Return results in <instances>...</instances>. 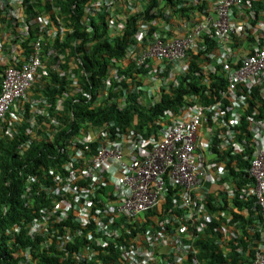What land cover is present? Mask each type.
I'll return each instance as SVG.
<instances>
[{"label":"trees","instance_id":"obj_1","mask_svg":"<svg viewBox=\"0 0 264 264\" xmlns=\"http://www.w3.org/2000/svg\"><path fill=\"white\" fill-rule=\"evenodd\" d=\"M212 5L211 0H25L28 31L4 23L15 40L3 51L9 58L0 64V86L4 70L19 68L41 35L43 69L27 101L17 102L15 114L0 120V264H129V251L152 244L150 237L162 224L172 236L185 223L190 211L182 207L184 191L167 179L165 204L135 223L119 218L112 211L118 199L109 195L116 194L119 174L112 166L91 170L88 162L108 142L124 151L132 149L133 158L142 157L186 107L218 110L220 104L226 110L231 102L220 99L226 78L222 66L212 63L221 50L211 33L202 34L184 57L171 62L148 57L139 65L137 57L151 48L149 40L167 44L184 38L197 24L199 11L207 14ZM246 9L244 0L233 14L245 17ZM252 10L258 18L251 19L253 26L235 35L231 44L235 68L255 53L253 45L262 47L264 42L258 24L264 6ZM37 17L44 19L41 26L36 25ZM8 18L0 17L2 23ZM50 30H57L58 36H49ZM144 31L147 36L139 39ZM14 51L19 54L13 56ZM161 62L167 64L163 71ZM217 110L202 117L195 147L200 157L210 155L203 167L212 166L217 174V183L213 178L204 183L207 210L255 209L257 204L246 207L240 200V169L249 168L250 162L234 166L226 151L234 140L243 142L248 129L238 128L234 136L226 132V117ZM247 110L264 118V90L253 91ZM66 185L71 192L57 197V190ZM78 195L79 205L73 202ZM106 198L111 200L107 203ZM99 222L103 228L96 225ZM243 222L248 221L234 216L229 222L220 218L201 225L196 254L188 237L194 227L189 224L188 233L171 246L155 247L153 262L180 264L167 256L181 249L188 259L181 264H251L264 244V227L254 237L246 233L241 238L237 228ZM31 227L39 230L31 234ZM85 247L92 252L83 253Z\"/></svg>","mask_w":264,"mask_h":264},{"label":"built area","instance_id":"obj_2","mask_svg":"<svg viewBox=\"0 0 264 264\" xmlns=\"http://www.w3.org/2000/svg\"><path fill=\"white\" fill-rule=\"evenodd\" d=\"M242 3V0H216L213 8L214 16L207 17L204 22L187 33L184 38L167 44L149 40L152 46L143 55H138V57L140 56L138 64L142 65L148 57H163L170 62L177 60L185 56L186 51L195 45L202 34L211 33L212 40L216 42L221 50V57H215L212 63L216 62V65L222 66L223 71L221 73L226 75L228 81V93L235 98L234 107L247 108L254 89L264 90V42L262 47L256 44L253 45L255 53L244 61L242 67L235 68L231 63L232 59L230 57L233 54L231 44L235 40V35L247 30L248 27L245 26L246 23H249V19L258 18L254 11L247 14L246 19L242 14L234 18L232 15L233 9L241 6ZM25 10V0H0V17H10L8 21L3 23L0 19V64L9 58L3 52L6 46L11 45L15 40L14 31L10 29V32H6L8 29L4 30V23L18 24L23 31H28ZM36 22L37 26H41L44 19L37 17ZM258 24L262 27L261 30H264L263 17L259 19ZM2 31L5 34L9 33L8 36L11 38L2 35ZM49 36H58L57 30H50ZM146 36L147 34L144 31L142 36L139 35V39H144ZM42 46L43 36L41 35L31 44L32 51L19 68L10 67L2 73L0 120L6 118L8 112L17 102L27 101L35 84V78L43 69ZM17 54L19 53L15 51L12 53L13 56ZM206 111H210V109L199 106L183 111L180 119L165 129L164 137L160 141L154 140L153 149L143 150L140 158H133L132 149L124 151L121 145L108 142L102 147L98 156L88 162L91 170L97 167L103 169L104 166H112L113 173L119 174L114 182L116 194H109L112 195L113 200L118 199L113 202L112 211L119 218H127L133 223L136 220H141V214L166 203L163 197L166 193V179L184 191L182 207L190 211L185 223L180 225L178 231L171 233L172 236H169L165 228L166 225L162 224L160 227L162 230L151 235L150 240L153 242L148 248L141 249V251H129L127 254L130 259L129 264H154V248L157 245H172L176 240H179L178 236L188 233L187 225L190 224L191 227H194V230L196 228L202 231L201 225L205 226L212 223L219 217L226 218L227 214L224 211L211 213L207 210L204 202V183H207L211 178H213L212 182L217 183V174H214L216 173L215 169L211 165L210 170L203 167L206 166L209 158L204 157V155L200 157L199 152L195 150L198 128ZM241 117V112H233L232 119L229 121L230 124L240 123ZM248 121L252 131L251 143L255 145L258 152L253 158L250 170L251 177L255 181L254 188L245 192V196L257 200L264 216V121L257 122L251 117ZM240 150L241 148L236 146L235 153H241ZM219 175L223 176V173H219ZM94 191H97V189ZM70 192L71 187L66 185L64 188L57 190L56 196L64 198L65 193ZM86 199L88 201L89 197L86 196ZM80 200L81 196L78 195L75 196L73 202L79 205ZM110 200V198H106L105 202L108 203ZM56 209L60 210L61 208L57 207ZM82 213L85 223H88L85 208ZM96 225L103 228L102 222ZM35 230L36 227H33L31 232ZM181 246L185 245L181 243ZM82 252L91 253L92 248L85 247ZM252 264H264V244L260 245V248L256 251Z\"/></svg>","mask_w":264,"mask_h":264},{"label":"clouds","instance_id":"obj_3","mask_svg":"<svg viewBox=\"0 0 264 264\" xmlns=\"http://www.w3.org/2000/svg\"><path fill=\"white\" fill-rule=\"evenodd\" d=\"M191 1L194 4H197V0H191ZM199 1H203V0H199ZM211 1L213 2V5H212L211 9L206 12L207 14H205V9H203V11H199L200 14L196 17L197 24L195 25V27L199 26L202 22H204L207 17H210L211 15L214 16L213 15L214 14L213 8L215 7L216 0H211ZM242 2H244V0H242ZM246 5H247V9H246L247 12H245V16L247 14H249L251 11H254L252 9H254L255 7H257V6H264V0H246ZM242 6H243V3H242L241 6L235 7L233 9V11L236 8H241ZM232 15H233L234 18H236L238 16V15L235 16L233 14V12H232ZM256 18L257 17H255L254 19H256ZM245 19H246V17H245ZM254 19H252V20H254ZM246 24L247 25L245 27L253 26L251 24V19H249V23H246ZM195 27H193L191 29H188V33L192 29H194ZM131 54H133V47L131 49ZM139 55H140V53H139ZM160 64L162 65L161 66V71H163L166 68L167 64H166V62H161ZM223 75H225V74H223ZM225 78H226V75H225ZM221 94H223V95L220 96V99L225 100V101H228V102H231L228 106H226V110H224L220 106V104L218 105L219 106L218 107V110H217V107L205 108L203 106L196 105V104L193 105V107H195V106L198 107L199 106V107H202L204 109H210V111H212L214 109L217 110L218 115H220L222 117H226V121H225L224 127L226 126V128L228 129V131H226V132L230 133L233 136L235 135V130L238 129V128H239L238 130H242L243 127L246 126L247 129H248V131H244L243 132V135H244L243 142L242 141H239V140H234L233 143H232V149L231 150H226V151L229 153L227 159L229 160V159L232 158L231 161L234 159V163H233L234 166H238V162H241V165L245 164L246 161L250 162V167L249 168L243 167V168L240 169L241 175L239 176L238 181L241 180L242 183H243V192H242V196L240 197V200H241V202H244L245 204H247L246 207H251V206H254L256 204H257V207L255 209H252V210L246 209L247 211H243L242 209L240 210V209H237L236 207H233L232 210H231V212L229 211L230 209L228 211L227 210L224 211L227 214L226 218H223V217H220V218H221V220H224L225 222H229L231 219L234 218V216L243 217V219H246L248 222H243L244 224L243 223L239 224V228H237V232L239 233V236L242 238L247 233L249 236L254 237L255 234H257L258 232H260V231L263 230L264 224L262 223V220H261V217L263 216V211H262V208L258 205L257 200L255 198H248V197L245 196V192H248L249 189L251 190L252 188H254L253 185L255 184V181L251 177L250 170H251V163L253 161V158L256 156V154L258 152V150L256 149L255 145H253L251 143V139H252L251 132L252 131H251V127H249V121H248V119H249V117H251V118L255 119V121L260 122V121H264V118L262 117V115L260 116V112H258V113L252 112V113L249 114V111L247 110L246 107H244V108L243 107H236V106L234 107L233 104H234L235 98L232 97V96H230L229 93H228V81H227V79H226V87L224 89V92H222ZM249 102H251V100ZM193 107H186L185 109H183L181 111L179 117L176 120H174L173 123L176 122V121H178L180 119L183 111H185L188 108H193ZM16 108H17L16 105L13 106L8 113H11L12 112V114H15L14 110H12V109H16ZM254 109H256V108H254ZM206 112H208V111H206ZM233 112H241V115H242L241 120H240V123L238 122V124H236V125H231L230 122H229L232 119ZM171 125H169V126H171ZM241 127H242V129H241ZM166 129H167V127H166ZM164 131H165V126H164ZM164 131L162 132L163 133V137H164ZM223 133L224 132L222 131V134ZM236 146H239L241 148V150H240L241 153H239V154H236L235 153ZM209 157H210V155H209ZM209 157H207V158H209ZM211 163H212V161H211ZM214 174H216V173H214ZM246 207H244V208H246ZM236 210H238V212H236ZM217 212H220V211H217ZM211 213H214V212H211ZM220 218H218V219H220ZM262 218L264 220V216ZM251 219H252V223L249 222ZM206 225H208V224H206ZM32 228L33 227H31V230H32ZM37 230H39V229L36 227L35 232H37ZM194 232H195V234H193ZM32 233H34V231L31 232V234ZM201 233H202V231L194 230L191 233L193 235L189 234L188 237H191L190 240L193 243V245L196 242H198L200 240V238H202ZM225 234L226 235L228 234V231L227 230H226ZM196 235H198V236H196ZM261 238H262L261 240H264V237H261ZM227 240L229 242V239H227ZM245 240H247V237H245ZM261 243H264V242H261ZM163 245H166L168 247L171 246V245H168V244H163ZM148 246L149 245L144 246L141 249L144 250V249L148 248ZM157 246H161V245H157ZM182 248L184 249V247H182ZM194 250H195V254H196L197 248L195 247V245H194ZM156 251H157V249L154 248V252L155 253H156ZM197 253H198V250H197ZM179 255H181V256L179 257ZM173 256H176V259ZM167 258L169 260H174L175 262L177 261L180 264H181V260H183V259H185L186 261H188V259L186 258V254H185L184 250L181 251V249L178 252H176V253H173V254L172 253H169L168 256H167ZM156 259L159 260L161 263L163 262V260H161V258L159 257V254L157 255V258Z\"/></svg>","mask_w":264,"mask_h":264},{"label":"rangeland","instance_id":"obj_4","mask_svg":"<svg viewBox=\"0 0 264 264\" xmlns=\"http://www.w3.org/2000/svg\"><path fill=\"white\" fill-rule=\"evenodd\" d=\"M144 215H145V214H141V215H140V219H142V217H144ZM185 262H186L185 259L181 260V263H185Z\"/></svg>","mask_w":264,"mask_h":264},{"label":"crops","instance_id":"obj_5","mask_svg":"<svg viewBox=\"0 0 264 264\" xmlns=\"http://www.w3.org/2000/svg\"><path fill=\"white\" fill-rule=\"evenodd\" d=\"M5 30H7V29H5ZM9 30H7L6 32H8ZM10 32V31H9ZM2 35H7V37H10V36H8L9 35V33H4L3 31H2ZM11 38V37H10ZM165 252H166V250H165Z\"/></svg>","mask_w":264,"mask_h":264}]
</instances>
